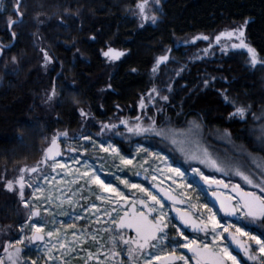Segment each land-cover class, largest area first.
<instances>
[{
    "label": "trees",
    "instance_id": "16d2710c",
    "mask_svg": "<svg viewBox=\"0 0 264 264\" xmlns=\"http://www.w3.org/2000/svg\"><path fill=\"white\" fill-rule=\"evenodd\" d=\"M137 2L21 0L23 22L12 27L15 41L0 57V259L5 264L9 262L4 248L18 238L17 227L29 215L18 191H7L5 183L33 176L20 169L40 165L52 137L65 131L64 140L89 134L96 139L110 137L126 155L133 145L144 146L161 152L183 171L198 167L229 183L232 193L231 185L239 184L259 194L232 169L242 167L257 179L264 172V144L259 140L264 128V67L251 66L243 51L180 41L242 27L245 42L264 61V0H161L156 24L143 27ZM14 4L15 0H0L2 45L11 42L5 24L15 17ZM154 10L149 0V14ZM108 47L126 55L107 60L103 52ZM165 54L169 60L153 73L156 59ZM52 89L56 95L49 101ZM242 105L251 106L246 116H232ZM80 109L87 115L81 116ZM137 118L144 127L155 121L162 135H133L120 124L124 120L133 125ZM194 122L200 125L198 133L192 131ZM102 124L118 125L122 135H115L116 130L101 133ZM205 150L227 169V175L200 163ZM28 194L24 188V200ZM240 226L253 235L264 233L259 220L243 218ZM181 227L187 235L197 234ZM116 232L124 239L135 238L133 229L116 228ZM119 244L127 251L128 246ZM231 251L243 264H261L257 255L249 260L234 242Z\"/></svg>",
    "mask_w": 264,
    "mask_h": 264
},
{
    "label": "rangeland",
    "instance_id": "374dc122",
    "mask_svg": "<svg viewBox=\"0 0 264 264\" xmlns=\"http://www.w3.org/2000/svg\"><path fill=\"white\" fill-rule=\"evenodd\" d=\"M224 31H232V29L221 32ZM220 33L208 36L212 46L224 51L239 50L246 53V49L231 48L232 43L239 42L235 38L232 40H228L226 37L222 38L220 44L217 45L215 36ZM191 41L181 40L180 44L187 45L192 43ZM195 42L203 44L207 42V45H210L209 41L202 39ZM92 140L95 141V146L91 142H86L83 137L73 141L64 140L60 137L58 144L61 155L55 159L64 167L53 170L51 160L46 164L42 163L44 161L42 160L40 161L41 164L37 166L38 171L33 176L24 179V188L29 191L26 201L29 202L31 209L40 211V216L32 217V221H38L39 224L44 226L45 239L36 242L26 239L24 244H16V240L23 237L25 233L31 235L28 227H25L24 232H21L22 225L26 226L32 222L28 220L30 209L25 208L21 203L23 209L28 210L29 215L17 227L18 238L9 243V245L21 249V264H31L32 261H35L36 264H120L121 260L124 261V264H128L127 251L119 244L122 233L116 232L117 227L112 223V220L115 218L118 221L119 217L124 216L126 212L131 214L133 201H136V211L146 212L147 210L138 202L144 198V194L136 189L125 187L116 177L127 179L130 184H140L154 195H157L158 198H163L164 211L172 218V223L177 226L181 227L182 225L177 218L175 209L187 212L194 221L199 222L201 215L204 217L208 215L205 209L200 207V205L206 203L213 208V211L217 212V219L222 224L236 223L238 227H241L240 222L242 219L237 220L235 216H225L223 212L219 211L220 203L216 196H220L226 201L227 198H233L231 202H235V194L229 190V186L227 188L221 186L222 188H220L217 185H212L209 189V186L201 181L199 177L193 176L192 169L183 171L178 167L184 173L182 179L169 171V166L172 168H177V166L167 156L147 147L133 145L130 153L126 155L110 140V137L106 139L92 138ZM102 142H106L105 147L108 143H111L119 149V154L100 151ZM47 147H49V144ZM72 149L76 150L73 151ZM144 149L147 151H144ZM121 156L130 159L132 163L123 164L120 160ZM89 168L98 169L101 179L105 180L106 183H111L113 187H117L124 193L127 200L117 203L119 198L115 197L113 193L103 191L90 182L85 183L87 177L84 176V172ZM153 176H155V179H153ZM189 183L192 185L191 188L186 187ZM225 184L230 185L226 182ZM37 187L40 188L39 192L36 191ZM165 193L171 196L172 199H168ZM213 193L216 195H213ZM173 200L176 203H173ZM149 203L151 202L149 201ZM45 209H48V211H45ZM237 215L242 216L241 213ZM69 225H75V227L70 228ZM57 229H59L58 235L51 238L47 236L48 231L55 232ZM168 231L170 236L175 235L171 225ZM117 233L120 235L118 236ZM227 235L225 233V236ZM188 236L196 239L201 245L212 243L211 234L206 235L203 232H197V234H188ZM113 237L116 240L115 247L113 246ZM239 239L242 243H249L247 237H240ZM228 243L231 251L232 242L228 241ZM61 244L64 245L63 248H61ZM255 248L253 242L252 253L259 257L261 264H264V260L261 259ZM170 250L166 247L162 250L152 251L163 257ZM187 250L178 249L176 255H185L189 258L190 256L186 253ZM113 251L120 252L121 255L113 257L111 255ZM148 251L149 249H146L145 253ZM192 262L195 261H191V258H189V264H194ZM139 264H143V260H140ZM153 264H160V262L154 261ZM175 264H183V262L176 261Z\"/></svg>",
    "mask_w": 264,
    "mask_h": 264
},
{
    "label": "snow or ice",
    "instance_id": "6c2138e0",
    "mask_svg": "<svg viewBox=\"0 0 264 264\" xmlns=\"http://www.w3.org/2000/svg\"><path fill=\"white\" fill-rule=\"evenodd\" d=\"M160 2L161 0H153V4L155 6V10L152 14H149V0H138L135 7L137 9V15L141 21L140 26L143 27L145 23L151 22L152 24H156L157 15L155 12L160 11ZM20 0H17V3L14 5L13 11L16 15H21L19 13ZM22 20H13L11 17L8 19V28H11L13 25L22 23ZM248 21H245L247 24ZM15 36V33H12ZM244 30L243 28L234 29L232 31H224L219 35L215 36V43L217 45L220 44L222 38H227L228 40L239 41L238 43H232L231 48L233 49H246V53L249 57L251 66L255 67L257 64H260L264 67V61L258 59V54L256 50L245 43L244 40ZM95 39V37H93ZM205 40L209 41L211 47V40L208 36H197L194 37L191 41L195 43L196 40ZM187 43V42H185ZM170 51V50H169ZM207 51V50H205ZM126 55L125 52L117 51L112 47H108L107 51L103 52V56L106 57L110 61L119 60L122 56ZM44 58L46 62L50 61L48 54L44 53ZM169 60V56L167 54L161 55L156 59V64L152 68V72L155 73L157 68L162 64ZM13 62L15 63V57H13ZM131 71L135 72L136 69H132ZM207 85V81H205ZM169 91L171 89L169 88ZM152 92L159 95V92L155 88L152 89ZM56 95L55 89L52 90L51 95L48 96V100H52V98ZM225 100H228V97L225 95ZM149 99H153L151 93H149ZM162 100L167 101L168 97H161ZM77 101H74L76 103ZM141 107H144L143 102L141 103ZM251 106H238L235 107V111L231 114L232 116H239L242 119L246 116V113L250 111ZM80 115L86 116L87 113L84 112L83 109H80ZM264 119V118H262ZM120 124L123 125L128 133L133 135H141L147 133H155L156 135H162V132L157 131L155 128V121L148 127H144L140 122L139 118H137V123L130 125L128 121H120ZM200 129V125L198 123H193L192 131L197 132ZM115 131V135H122V133L118 130V125L116 124H102L101 125V133L104 131L112 132ZM225 136L230 137V133L225 131ZM63 137L64 139L68 138V132L65 131L63 133H58L54 135L51 139L50 146L47 147L44 153V161L42 163H47L49 160L52 161L53 170L56 168H63L64 165L60 164L56 161V157L61 155L59 150L58 139ZM22 139V137H21ZM76 139V137H73ZM83 139L86 142H91L93 146H95V141L92 140L91 135H84ZM259 140L262 144H264V128L260 129ZM106 142H102L100 144V151L108 153H116L119 154V149L114 147L111 143L107 144V147L104 146ZM75 151L76 149H72ZM144 151H147L144 149ZM192 159H197V156L193 155ZM120 160L123 164L128 165L131 164L132 161L130 159H125L123 156L120 157ZM200 163L209 166L214 169L216 172L228 174L227 169L221 167L218 164L217 160L212 158L207 150L204 152V158L200 159ZM259 168L260 165L258 164ZM20 171L27 172L31 171L33 173L38 171L37 167H32L31 169L21 168ZM98 169L86 170L84 172V176L87 177L85 183L90 182L98 186L103 191L111 192L115 197H118L117 203L120 201H126L127 197L121 192L117 187H113L111 183H106L105 180L101 179V176L98 174ZM169 171L174 173L176 176L184 178V173L177 168H172L169 166ZM232 172L235 176L240 177L247 185H250L252 188L259 189V194L255 191H245L239 184L232 185V190L235 192L234 200L232 203L231 200L233 198L222 199L220 196H216V199L219 200L220 208L219 211L223 212L225 216H235L237 220L243 218H251L252 221L259 220L261 223H264V172L260 173V178L257 179L254 174L251 172H246L242 167H235L232 169ZM139 174V173H137ZM193 176L199 177L201 181H203L206 185L209 186V189L212 185L223 186L227 188L229 185L225 184L223 180L215 179L212 176L205 175L203 171L198 167L192 168ZM117 180L120 181L121 184L125 185L127 188L136 189L140 193L144 194V198L140 199L139 204L145 208L147 211H136L135 203L133 201V211L131 214L125 213L124 216L119 217L117 221L113 218L112 223L116 225L119 229H133L135 231V238L129 237L128 239H124L123 236H120V242H122L127 247V261L128 264H139L140 260H143V264H153V262H160V264H175L176 261H181L183 264H189V258L185 255H176L178 249H188L192 253L191 259L195 261V264H241V261L238 260L237 255H233V252L230 251L229 240L237 244V246L243 251L244 255L248 257L249 260H255L256 257L252 255V243L256 246L255 250L259 252L261 259L264 260V239L261 236H264V233H261V236L251 235L249 232L244 231L243 228L238 227L236 223H226L222 224L220 220L217 219V212L213 211L212 207H209L208 204L200 205L203 207L205 211L208 213L207 217L201 215L199 222L194 221L191 216L187 212H183L180 209H175L177 212V218L180 220L181 225L184 228H191L193 232H203L206 235L211 234L212 243H203L202 245L198 243L196 239L190 238L188 235H185L184 231L181 230L180 226H177L172 223V218L164 211V202L163 198H158L157 195H154L148 189L142 187L140 184L132 183L130 184L127 179H121L120 177H116ZM155 179V176H153ZM175 182V181H173ZM19 184V188H16V184ZM24 187L25 182L23 176L19 178L18 181L8 180L5 183V188L9 192L18 191L21 202L25 208L30 209V216L28 217L29 221H32V217L40 216V211L31 209L29 202L24 200ZM186 187L191 188L192 185L189 183ZM36 191L39 192L40 188L37 187ZM213 195H216L213 193ZM165 196L168 199H172L171 196H168L165 193ZM99 198V197H98ZM149 201L151 203H149ZM182 202V201H181ZM173 203H176L173 200ZM48 211V209H45ZM241 213L242 216H238L237 214ZM79 218V217H77ZM171 225L172 230H174L175 235H169V227ZM25 227H28L31 235H25L16 240V244H24L25 240L31 242L43 241L45 239V229L44 226L39 224L38 221H32L28 225L21 226V232H24ZM70 228H74L75 225H69ZM59 229L55 232L48 231L47 236L49 238L54 235H58ZM225 233L228 235L225 236ZM119 236L120 234L117 233ZM240 237H247L249 243H242L239 239ZM95 239V237H93ZM116 240L113 237V246L115 247ZM61 248L64 247L63 244L60 245ZM11 247V246H9ZM9 247L4 248V252L7 253V258L9 264H20L19 255L21 249L16 247L13 251H9ZM170 248L171 250L167 252L163 257L161 255L156 254L155 251L152 250H162L163 248ZM145 249H149L147 253H145ZM91 255V254H90ZM113 257H118L121 255L120 252L113 251L111 253ZM0 264H5L3 259H0ZM31 264H36L35 261H32ZM120 264H124V261L121 260Z\"/></svg>",
    "mask_w": 264,
    "mask_h": 264
},
{
    "label": "bare ground",
    "instance_id": "6f19581e",
    "mask_svg": "<svg viewBox=\"0 0 264 264\" xmlns=\"http://www.w3.org/2000/svg\"><path fill=\"white\" fill-rule=\"evenodd\" d=\"M17 3V0H15V4ZM14 4V5H15ZM22 7H21V0H20V7H19V9H21ZM22 12H20L19 11V13H23L22 14V16L21 15H19V16H17L16 14H15V17L14 18H12L13 20H22L23 21V15L25 14V10L24 9H22L21 10ZM20 23H18V24H15V25H19ZM6 30L10 33V36H11V42L9 43V44H5V45H2L1 43H0V49H1V55H2V51H5V50H8L12 45H13V43H14V41H15V37L12 35V31H11V29H12V27L13 26H15V25H13L11 28H10V30H9V28H8V20H7V22H6ZM224 30H226V29H224ZM221 31H223V30H220V31H218V32H216V33H220ZM216 33H214V34H216ZM212 35V34H211ZM13 38H14V40H13ZM192 38H194V37H188V38H185L184 40H193ZM188 42H190V41H188ZM189 44H194V43H189ZM1 57V56H0ZM106 58V57H105ZM107 59V58H106ZM108 60V59H107ZM53 90V89H52ZM52 93V92H51Z\"/></svg>",
    "mask_w": 264,
    "mask_h": 264
},
{
    "label": "water",
    "instance_id": "95a60500",
    "mask_svg": "<svg viewBox=\"0 0 264 264\" xmlns=\"http://www.w3.org/2000/svg\"><path fill=\"white\" fill-rule=\"evenodd\" d=\"M17 16H19V15H17ZM9 30H10V28H9ZM13 40H14V38H13ZM0 56H1V49H0ZM213 186H215V185H213ZM220 187V186H219ZM221 188V187H220ZM233 194H235V192H233Z\"/></svg>",
    "mask_w": 264,
    "mask_h": 264
},
{
    "label": "flooded vegetation",
    "instance_id": "af4514ba",
    "mask_svg": "<svg viewBox=\"0 0 264 264\" xmlns=\"http://www.w3.org/2000/svg\"><path fill=\"white\" fill-rule=\"evenodd\" d=\"M187 254L191 253V252H186ZM192 254V253H191ZM238 258V257H237Z\"/></svg>",
    "mask_w": 264,
    "mask_h": 264
}]
</instances>
